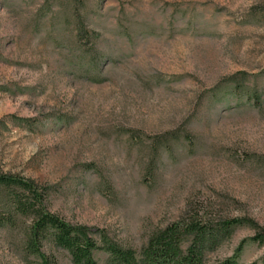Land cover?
Segmentation results:
<instances>
[{
  "label": "rangeland",
  "instance_id": "1",
  "mask_svg": "<svg viewBox=\"0 0 264 264\" xmlns=\"http://www.w3.org/2000/svg\"><path fill=\"white\" fill-rule=\"evenodd\" d=\"M0 172L124 246L194 202L264 228V0H0ZM23 239L0 228V264L38 263ZM238 264H264V245Z\"/></svg>",
  "mask_w": 264,
  "mask_h": 264
},
{
  "label": "trees",
  "instance_id": "2",
  "mask_svg": "<svg viewBox=\"0 0 264 264\" xmlns=\"http://www.w3.org/2000/svg\"><path fill=\"white\" fill-rule=\"evenodd\" d=\"M80 34L86 36L83 23ZM96 38V34L94 33ZM52 188L20 175L0 172V228L21 230L23 250L37 264H59L47 246L66 250L73 264H206L207 254L230 240L241 227L256 233L244 240L233 257L216 264H238L248 242L264 245V228L248 217H224L205 203H190L175 221L154 229L140 248L124 246L106 231L72 224L49 209Z\"/></svg>",
  "mask_w": 264,
  "mask_h": 264
}]
</instances>
